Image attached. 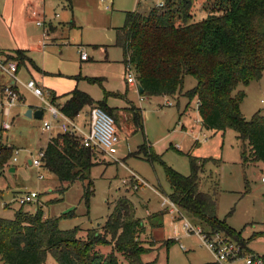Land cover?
I'll list each match as a JSON object with an SVG mask.
<instances>
[{
    "label": "rangeland",
    "instance_id": "obj_1",
    "mask_svg": "<svg viewBox=\"0 0 264 264\" xmlns=\"http://www.w3.org/2000/svg\"><path fill=\"white\" fill-rule=\"evenodd\" d=\"M20 1L23 0H0V51L22 49L31 61L19 66L16 77L24 101L21 97L22 104L15 109L17 116L1 139L21 151L14 164L16 171L10 173L5 168L0 177V218L12 219L21 207L29 214L40 207L44 218L63 217L58 221L60 230L77 228L78 236L84 239L88 231H97L105 223L113 203L124 195L135 208V218L145 224V232L139 238L149 249L142 256L144 263L213 264L212 255L199 237L183 229L185 220L192 226L197 222L180 209L185 220H174L175 215L164 214L160 207L162 198L170 193L164 166L188 176L189 161L194 158L200 169L199 191L214 197L216 217L240 232L244 241L251 238L247 249L264 256V183L261 182L264 168L256 163L245 169L241 167L242 146L232 130L215 133L202 127L196 99L188 105L184 97L195 86L193 77L185 76L180 93L168 97H145L135 86L126 83L122 51L114 46L115 29L125 24V13L137 9L145 12L163 0H71L70 6L66 0H40L41 7H37L39 0H35L30 6L38 14L35 17L24 6L21 13ZM203 2L194 0L192 21L204 18ZM50 25L57 27L47 39ZM80 52H85L89 60L80 62ZM8 56L18 64L15 52ZM34 67L49 74L45 85L60 95H68L76 87L95 102L104 101L109 108H121L125 100L110 94L125 95L127 90L126 98L142 112V129L133 132L125 122L121 123L123 114L128 118L129 111L118 109L120 123L114 122L117 152L114 159L95 154L96 165L89 175L92 196L88 208L82 201L87 181L62 183L43 167L29 166L25 161L38 157V150L45 147L56 126L52 123V132L41 131L44 122L50 121L47 112L41 120L24 116L25 107L40 106V101L22 86L28 78L42 74ZM91 78L99 79L100 85L89 83ZM3 82L0 77V84ZM241 89L245 93L240 104L242 116L251 120L259 113L264 117V72L260 79L251 80ZM185 109L187 113H183ZM87 111L86 108L81 111L79 121ZM132 174L148 186H141ZM245 180L249 190H245ZM32 192L38 194L35 202L20 206L14 201L19 195ZM162 214V228L149 227ZM171 239L175 242L166 251L163 245ZM47 264H53L51 256Z\"/></svg>",
    "mask_w": 264,
    "mask_h": 264
},
{
    "label": "trees",
    "instance_id": "obj_2",
    "mask_svg": "<svg viewBox=\"0 0 264 264\" xmlns=\"http://www.w3.org/2000/svg\"><path fill=\"white\" fill-rule=\"evenodd\" d=\"M193 2L163 0L162 7L125 13V24L115 29L114 46L122 51L123 65L132 67L142 96H175L182 89L184 77H193L195 86L184 97L188 105L196 99L202 127L215 133L232 130L242 146L241 167L256 163L264 168V117L256 113L247 120L240 112L245 97L241 88L260 79L264 72V0H204L201 10L205 16L199 21H192ZM15 54L18 65L28 60L22 51ZM88 82L100 85L99 79ZM48 94L55 105L53 93ZM110 95L126 100L124 95ZM85 107H98L119 123L120 110L109 108L104 101L95 102L77 89L68 94L60 111L73 119ZM126 109L131 130L142 129L141 110L132 104ZM0 147L1 177L14 148ZM42 150L41 167L58 181L69 185L88 182L82 195L88 208L92 196L89 175L96 165V153L67 133L51 137ZM189 166L188 176L164 166L169 200L194 219L204 233L220 232L250 252L247 244L251 238L244 241L240 232L219 220L214 197L199 191L198 160L190 158ZM244 184L249 190L246 180ZM62 218H44L40 207L32 214L21 207L12 219L0 218V263L47 264L51 256L53 264H155L142 261L149 250L139 240L145 224L135 218V208L124 195L113 203L105 223L97 231H88L84 239L78 236L77 228L60 230L58 221ZM149 227H161L160 220ZM173 243L165 241L166 251Z\"/></svg>",
    "mask_w": 264,
    "mask_h": 264
},
{
    "label": "built area",
    "instance_id": "obj_3",
    "mask_svg": "<svg viewBox=\"0 0 264 264\" xmlns=\"http://www.w3.org/2000/svg\"><path fill=\"white\" fill-rule=\"evenodd\" d=\"M163 2L154 4V7H162ZM33 16L37 15L35 11L31 12ZM40 26V23H37ZM81 61H87L88 55L85 52L79 53ZM127 72L126 83L129 85L137 86L134 72L130 65L124 66ZM18 64L14 60H5L0 56V72L5 74L10 82L2 87L0 90V146L5 145L2 141V136L6 131L10 130L12 126V114L11 110L20 103L21 94L14 88V84L19 82L16 77ZM22 86L29 91L33 96L40 99L50 114V121H45L41 128L42 132H50L53 128L52 123L57 124L60 133H67L75 136L79 139L82 147L90 149L95 153H102L107 158L114 159L116 155V145L118 143V137L116 134V128L114 121L110 115L104 112L98 107H92L89 110V119L87 124V131L82 132L77 125L75 118L70 119L64 116L60 108H56L49 102L43 100V92L36 82L32 79L27 80ZM167 105L170 102L166 101ZM197 106V101H196ZM8 146V145H5ZM18 149L13 150V154L8 161L6 168L10 164L17 163V156L19 155ZM1 154V147H0ZM43 156V150H38V157L36 159H28L30 166L41 167ZM138 179L141 186H148L143 180L139 179L135 174H132ZM42 179V176H39ZM261 182L264 183V176L261 177ZM135 188V187H134ZM38 198L36 193H24L19 195L14 201L18 205H27L35 202ZM161 207L168 210L169 213L174 214L179 219H184L183 215L178 211V207L169 200V198H162ZM185 220V219H184ZM183 229L195 234L201 240L203 246L210 252L214 259L213 264H264V256L254 254L252 252H246L240 245L233 242L231 239L226 238L220 232L206 234L198 226H192L185 220ZM182 248V247H181Z\"/></svg>",
    "mask_w": 264,
    "mask_h": 264
},
{
    "label": "crops",
    "instance_id": "obj_4",
    "mask_svg": "<svg viewBox=\"0 0 264 264\" xmlns=\"http://www.w3.org/2000/svg\"><path fill=\"white\" fill-rule=\"evenodd\" d=\"M35 0H29V1H25V3H24V0L23 1H20V6H21V13H22V9H23V6L25 7L24 9H28V11H30L31 10V8H30V6H31V3H33ZM67 1V0H66ZM70 2H71V0H69V1H67V3L69 4V6H70ZM42 6V3H41V1L39 0L38 2H37V7H41ZM30 8V9H29ZM33 10H31V12H32ZM30 13V12H29ZM37 14V13H36ZM31 16H33L32 15V13L30 14ZM35 16H38V14L37 15H35ZM35 16H33V17H35ZM199 21V20H198ZM72 25V27H73V24H71ZM55 27H57V26H51L50 25V27H49V32H46V37L45 38H47V39H49L50 37H51V35L53 34V32H54V29H55ZM52 29V30H51ZM15 51H18V50H15ZM15 51H10V52H3V51H0V56L1 57H3V59H5V60H7V56L8 55H11V53H14ZM19 51H22L23 53H24V56L26 57V58H28L27 57V55H26V51L25 50H19ZM10 60H14V59H10ZM79 60H80V58H79ZM89 60V57H88V59H87V61ZM15 61V60H14ZM28 62H31L30 60H29V58H28V60H26V61H24V63L23 64H20V65H24L25 66V63H28ZM80 62H84V61H81L80 60ZM20 65H18V69H19V66ZM34 68H36V67H34ZM18 69H17V72H18ZM37 69V68H36ZM38 70V69H37ZM39 71V73H42L41 75H38L36 78H34V77H30V78H28V79H32V80H34L35 82H36V84H37V86L38 87H40L41 89H42V92H43V100L45 101V102H49L50 104H52L51 103V100H50V97H49V94H48V92L50 91V92H52L53 93V95H54V97L56 98V104L55 105H53V106H55L56 108H60L62 105H63V103L68 99V95H60L59 93H57L56 91H55V89H53V87H51L50 85H45V80H46V78H47V75H49L48 73H46V72H44V71H40V70H38ZM38 73V74H39ZM16 76H17V73H16ZM0 77L4 80V82L2 83V84H0V90L2 89V87L3 86H5L6 84H8L9 82H10V80L8 79V77L5 75V74H3V73H1L0 72ZM18 80V79H17ZM19 81V80H18ZM20 82H16L15 84H14V88L19 92V89H18V84H19ZM136 87V90H137V86H135ZM24 88V87H23ZM25 89V88H24ZM75 89H77L76 87H75ZM26 90V89H25ZM27 91V90H26ZM27 92H29V91H27ZM137 92H138V90H137ZM20 93V92H19ZM30 93V92H29ZM139 93V92H138ZM21 94V93H20ZM31 94V93H30ZM32 95V94H31ZM121 95V94H120ZM33 96V95H32ZM125 98H126V96H127V90H126V93H125ZM21 97H22V101H24V98H23V96L21 95ZM33 97H35V96H33ZM36 98V97H35ZM37 100H39L40 101V106H34V107H32V106H27V107H25V112H26V110L28 109V108H31L32 110H36V109H42L43 110V114H44V112H47L48 113V115H49V118H50V114H49V112L46 110V108L44 107V105H43V103H42V101L40 100V99H38V98H36ZM21 101V102H22ZM18 103V105L17 106H15L12 110H11V114H12V118H13V120H12V123L14 122V120H15V117L17 116L16 114H15V109L19 106V104H22V103ZM125 106L124 107H121V108H116V109H122V108H128V104H131V101H129L127 98H126V100H125ZM23 105H24V103H23ZM88 111H87V113H86V116L84 117V118H82L80 121L78 120L79 119V117L81 116L80 114H81V111L78 113V115H77V117L75 118V121H76V123H77V125L79 126V128L81 129V131L82 132H86L87 131V124H88V119H89V110H90V107H85ZM84 108V109H85ZM137 108V107H136ZM197 111V110H196ZM24 112V113H25ZM183 113H187V109H185L184 110V112ZM43 117V116H42ZM199 118V117H198ZM200 120V119H199ZM201 123V122H200ZM56 126H54L55 127V130H54V133H53V135L51 134V136L50 137H53V136H56L57 134H60V130H59V127L57 126V124H55ZM54 127L52 128V130L54 129ZM42 128V127H41ZM182 128H183V125H182ZM52 130L50 131V132H52ZM49 137V138H50ZM49 138H48V140H49ZM4 143H5V145H9V146H12L14 149H18V148H15L13 145H11L10 143H9V141L7 140L6 142L4 141ZM41 149H43V148H41ZM18 150H20L21 151V149H18ZM40 150V149H39ZM26 161V163L30 166V161L28 160V158L25 160ZM239 164H240V162H239ZM258 165V164H257ZM7 169L9 170V172L10 173H14L15 171H16V166L13 164H10L8 167H7ZM12 170V171H11ZM140 177V176H139ZM144 181V180H143ZM145 182V181H144ZM146 183V182H145ZM148 185V184H147ZM19 190V189H18ZM15 192V191H14ZM16 193V192H15ZM158 193V192H157ZM166 198H168V197H166ZM160 207H161V204H160ZM161 210L162 211H164V214H171V213H169L168 212V210L167 209H165V208H163V207H161ZM136 213V212H135ZM164 214H162L161 216H159V220H160V222H161V227H159V228H162V226H163V216H164ZM172 215H174V214H172ZM174 217V216H173ZM174 220H176V219H179L177 216L176 217H174L173 218ZM193 225H197L198 227H199V225L197 224V223H195V224H193ZM171 240H173V239H171ZM174 242H175V239L173 240ZM1 264V263H0Z\"/></svg>",
    "mask_w": 264,
    "mask_h": 264
},
{
    "label": "water",
    "instance_id": "obj_5",
    "mask_svg": "<svg viewBox=\"0 0 264 264\" xmlns=\"http://www.w3.org/2000/svg\"><path fill=\"white\" fill-rule=\"evenodd\" d=\"M137 90H138V92H139V94L141 95L142 93H143V90H142V88L140 87V85H137ZM124 116L122 117V119H121V123L122 122H125V123H123L125 126H127V128L129 129H131V127L127 124V122H126V119H127V117H126V115L125 114H123ZM24 116L26 117V118H29V119H34V120H41L42 119V116H43V110L42 109H36V110H32L31 108H28L27 110H26V112L24 113ZM130 117V116H129ZM128 117V118H129ZM119 123H120V121H119ZM30 163V162H29ZM12 171V170H11Z\"/></svg>",
    "mask_w": 264,
    "mask_h": 264
}]
</instances>
